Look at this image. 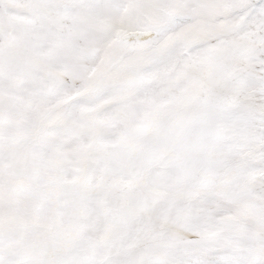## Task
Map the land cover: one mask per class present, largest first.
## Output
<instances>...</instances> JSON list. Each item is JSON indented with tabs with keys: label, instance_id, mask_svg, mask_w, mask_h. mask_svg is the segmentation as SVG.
<instances>
[{
	"label": "snow or ice",
	"instance_id": "6c2138e0",
	"mask_svg": "<svg viewBox=\"0 0 264 264\" xmlns=\"http://www.w3.org/2000/svg\"><path fill=\"white\" fill-rule=\"evenodd\" d=\"M0 264H264V0H0Z\"/></svg>",
	"mask_w": 264,
	"mask_h": 264
}]
</instances>
